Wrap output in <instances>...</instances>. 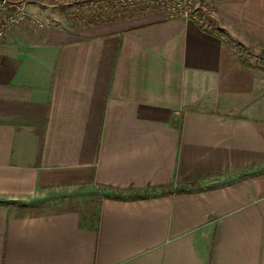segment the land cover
<instances>
[{
	"label": "crops",
	"instance_id": "obj_1",
	"mask_svg": "<svg viewBox=\"0 0 264 264\" xmlns=\"http://www.w3.org/2000/svg\"><path fill=\"white\" fill-rule=\"evenodd\" d=\"M215 18L230 41L264 46V0H217ZM96 187L94 214L57 209V192ZM0 264H264V69L161 10L12 27Z\"/></svg>",
	"mask_w": 264,
	"mask_h": 264
},
{
	"label": "built area",
	"instance_id": "obj_2",
	"mask_svg": "<svg viewBox=\"0 0 264 264\" xmlns=\"http://www.w3.org/2000/svg\"><path fill=\"white\" fill-rule=\"evenodd\" d=\"M202 1V5L199 2ZM69 14L70 25L74 28L103 23L148 11L161 10L170 19L192 20L208 32L218 35L223 43L228 44L232 51L243 60L251 61L239 45L234 44L228 37L216 30L211 22L210 2L208 0H74ZM199 5H201L199 7ZM29 23L33 26L44 27L40 16L30 13L26 1L0 0V37L6 35L12 27ZM264 69V53L254 56Z\"/></svg>",
	"mask_w": 264,
	"mask_h": 264
},
{
	"label": "rangeland",
	"instance_id": "obj_3",
	"mask_svg": "<svg viewBox=\"0 0 264 264\" xmlns=\"http://www.w3.org/2000/svg\"><path fill=\"white\" fill-rule=\"evenodd\" d=\"M74 0H40L37 1L39 5L44 9L43 12L44 15L42 14H36L41 17V19L44 21L45 26H54L57 23H64L70 27L69 22V14L73 10L74 5H70V2ZM210 2V8L212 10V15L210 14L211 17V22L214 25V27L217 29H221L217 24V20L215 18V2L217 0H208ZM202 5V1L199 2ZM199 5V7L201 6ZM203 6V5H202ZM27 7V3H26ZM205 7V6H203ZM41 9V8H40ZM30 12V11H29ZM32 13V12H30ZM59 19V20H58ZM222 31V30H221ZM224 34H226L224 32ZM234 44L239 45L244 53L251 58V61H247L249 63H254L256 66H260L263 68L257 59L254 58V56L258 54L264 53V46L253 43V42H241V41H235L233 40ZM102 190L98 187H96L94 190H87V189H69V190H63L57 192V209L60 207H78L79 210L82 213H95L97 209V203H98V196L101 195ZM50 196V197H49ZM46 198L39 196L38 198L36 197L34 200L30 201V204L28 206L29 211L33 212H39V211H46L48 210L51 206H53L50 202V199L52 198V195H49ZM67 202L62 201L61 199L67 198Z\"/></svg>",
	"mask_w": 264,
	"mask_h": 264
},
{
	"label": "trees",
	"instance_id": "obj_4",
	"mask_svg": "<svg viewBox=\"0 0 264 264\" xmlns=\"http://www.w3.org/2000/svg\"><path fill=\"white\" fill-rule=\"evenodd\" d=\"M102 194V193H101Z\"/></svg>",
	"mask_w": 264,
	"mask_h": 264
}]
</instances>
